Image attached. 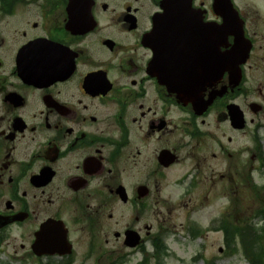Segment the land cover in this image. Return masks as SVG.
Returning <instances> with one entry per match:
<instances>
[{"label": "flooded vegetation", "instance_id": "1", "mask_svg": "<svg viewBox=\"0 0 264 264\" xmlns=\"http://www.w3.org/2000/svg\"><path fill=\"white\" fill-rule=\"evenodd\" d=\"M211 3L0 0V259L58 262L70 249L145 264L151 240L204 224L195 214L208 183L227 178L236 193L217 166L225 145L204 129L218 109L228 122L226 96L197 115L167 89L204 64L198 35L221 21ZM155 18L158 43L147 47ZM154 54L164 84L151 74ZM49 241L58 253L36 255Z\"/></svg>", "mask_w": 264, "mask_h": 264}, {"label": "rangeland", "instance_id": "2", "mask_svg": "<svg viewBox=\"0 0 264 264\" xmlns=\"http://www.w3.org/2000/svg\"><path fill=\"white\" fill-rule=\"evenodd\" d=\"M234 3L245 20L246 35L252 40L253 46L250 57L244 64L245 79L241 86L242 90H239L238 93H232L233 95L228 98L227 103L235 102L238 104L243 110L248 124L244 130H232L226 121L216 120L215 117L219 111H213L206 119L207 123L204 129L207 128L210 132L216 133L219 143L222 146L225 145L221 149L222 156L217 160V166L223 174L226 173V176L229 173L234 176V185L237 184L238 188L235 189L236 193L234 194L229 188L231 183L227 178L221 181V186L220 183H217V186L214 184L213 187H210L208 183V205L201 207L199 213L195 214L204 222L203 230L201 229L202 235L192 238L189 233L190 227L187 228V225L182 228L178 227L176 229L178 232L168 234L166 239L168 253L162 257V264H207V262L210 264H250L253 261L251 253L258 248L257 243L252 242V235L244 236L248 245L246 248H249V252L244 254V244L239 235L235 237L236 239L231 245H228L225 244L223 233L220 231L204 233L206 231L205 225L209 224L210 220L215 217L223 216L226 221L234 225H236L237 220L243 221L246 225L255 223L253 228L256 234H264V217L256 218L254 216L258 210L260 199L264 197V192L262 196L261 193L257 196L254 194V199H252V190L246 186L244 181V177L247 175L251 183L254 181L256 187L264 184V164L262 166L260 161L261 154L264 155V0H234ZM254 102L261 106L259 111L253 112L249 108V105ZM228 137L230 140L227 141ZM226 147L231 152L230 157H226L227 155L224 154ZM183 168L184 166L175 167V171ZM223 191L228 192L231 197L237 198L235 204H232L229 195L226 194L225 197L220 195ZM256 191L258 192V190ZM183 214L182 210L177 213L178 218L175 219V223L182 221ZM150 218L152 219V216H148L147 223L153 222ZM260 242L263 243L264 248V238L259 239V245H261ZM220 248L221 251H219ZM10 251L6 250V252ZM149 252H151V247ZM196 255L200 257L193 261ZM0 257L4 258V255H0ZM106 259L108 260V257L101 259L102 264H105ZM5 260L7 259L1 261ZM93 260L94 258L81 257L73 262L74 264H97ZM10 264L42 263L33 261L15 263L11 261ZM126 264L136 263L135 260L131 259ZM147 264H160V262L150 258Z\"/></svg>", "mask_w": 264, "mask_h": 264}, {"label": "water", "instance_id": "3", "mask_svg": "<svg viewBox=\"0 0 264 264\" xmlns=\"http://www.w3.org/2000/svg\"><path fill=\"white\" fill-rule=\"evenodd\" d=\"M214 10H216V12H221L224 16L225 22L224 25L220 26V32H223L226 38L232 35L234 44L225 52H207L210 55L207 71H214V73L227 71L229 76L228 83L230 87H233L240 81V64L247 59L251 43L244 38V31L242 30L243 21L238 18L235 10L232 9L230 0H216ZM149 39H152L153 42V39H155L153 33H151ZM209 80L212 79L209 77ZM222 87L226 86L223 85ZM221 93L222 92H220L219 95ZM203 101L204 100L201 99H195L192 102L195 111L198 112L199 109H201ZM256 108L258 107L255 106L254 110H256ZM234 109L237 111V115L232 113L233 123L235 126L242 127L243 120L241 118V112L236 107H234Z\"/></svg>", "mask_w": 264, "mask_h": 264}, {"label": "trees", "instance_id": "4", "mask_svg": "<svg viewBox=\"0 0 264 264\" xmlns=\"http://www.w3.org/2000/svg\"><path fill=\"white\" fill-rule=\"evenodd\" d=\"M255 262V261H254Z\"/></svg>", "mask_w": 264, "mask_h": 264}]
</instances>
